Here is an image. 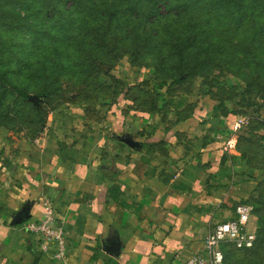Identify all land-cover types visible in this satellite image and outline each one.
I'll use <instances>...</instances> for the list:
<instances>
[{
  "label": "crops",
  "instance_id": "1",
  "mask_svg": "<svg viewBox=\"0 0 264 264\" xmlns=\"http://www.w3.org/2000/svg\"><path fill=\"white\" fill-rule=\"evenodd\" d=\"M170 100L166 113L135 112L122 100L100 122L72 106L36 140L0 138V264L208 258V235L252 193L233 144L240 117L215 114L207 98L193 106ZM46 203L66 233L64 260L27 229L44 217Z\"/></svg>",
  "mask_w": 264,
  "mask_h": 264
},
{
  "label": "rangeland",
  "instance_id": "2",
  "mask_svg": "<svg viewBox=\"0 0 264 264\" xmlns=\"http://www.w3.org/2000/svg\"><path fill=\"white\" fill-rule=\"evenodd\" d=\"M1 5L0 10H14L24 18L38 11L34 7L29 10L30 5L25 0L5 1ZM36 14L39 17V14ZM12 19L9 15L2 18L0 13V73L7 72L12 84L25 89L29 99L24 100L11 93L5 100V106L0 111L3 115L0 118V138L8 145L25 144L40 138L49 126H52L55 115L66 112L74 105L79 107L89 120L102 121L113 107L123 104L122 100L118 99L124 87V80H133L138 85L163 81L157 75L156 59L152 53L145 54L142 58L129 53L132 40L127 39L122 47L114 49V56H110L107 50L101 55L95 52L97 59L90 65L91 60L85 53L74 50L75 47L71 49L63 45L66 35L57 38V35L51 32L33 38L31 34L17 33L15 29L18 24H13L16 19ZM27 19L34 24L38 20L36 17ZM5 21L9 22L10 27L4 24ZM80 21L81 19H76L73 22L75 36L78 42L87 44L88 39L83 37V32L85 26H93V20ZM201 23L197 20L193 22L202 26ZM190 32L187 31L186 35H190ZM115 36L116 32L112 33L110 40ZM216 38L223 43L233 42L232 54L240 57L239 48L236 47L243 39L240 33H220ZM153 40L157 44L160 39ZM144 41L140 39V42ZM165 42L166 38H163L159 44ZM205 48L206 42L203 40L192 48L187 57V64L190 66L185 65L183 68L199 75L185 74L183 80L176 84L171 79L173 73L168 68V71L163 69V78L175 84L170 88L172 93L176 97L188 98L192 102L191 106L203 98L209 100L210 97L216 96L223 100L229 110L242 112L240 118H247L248 124L245 128L237 129L234 133L233 144L239 154L237 166L240 174L253 183L247 202L256 205L255 199L258 200L264 195V126L261 125L264 123V95L260 92L263 87L260 70L256 68L253 73H249L241 69L244 63L238 61L234 66L216 65L211 75H208L202 63L196 65L206 61L199 55ZM197 50H200L198 54ZM247 75L251 76L250 82L246 80ZM44 88H47L48 92L40 95ZM143 88H139L140 91L145 90ZM139 89H131L128 98L134 103L131 110L144 112L142 103L147 99L154 100L155 94L146 88L147 93L143 95L139 93ZM1 91L0 83V93ZM239 94H244L243 99L237 98ZM162 97V113H166L167 96ZM256 240L255 248L249 251H237L231 246L226 248L229 259L233 258L236 264H264V237L260 239L257 234Z\"/></svg>",
  "mask_w": 264,
  "mask_h": 264
},
{
  "label": "trees",
  "instance_id": "3",
  "mask_svg": "<svg viewBox=\"0 0 264 264\" xmlns=\"http://www.w3.org/2000/svg\"><path fill=\"white\" fill-rule=\"evenodd\" d=\"M10 2L11 0H0V8L2 2ZM18 1V0H14ZM29 10L31 7L38 10L33 15L28 14L27 18L36 17L37 23L28 22L27 18L21 17L20 14L8 10H0L1 17L8 15L13 24H18L15 31L22 34H31L33 38L41 37L44 34L54 32L57 38L60 35H66L64 46L78 52L85 53L88 57L90 65L96 61V53L99 55L106 53L114 56V49H119L127 40H132L129 53L136 55L137 58L144 57L145 54L152 53L156 59L155 68L157 75L163 81H155L156 84L138 85L133 80H124V87L119 97L120 100L130 101L131 89H139V93L152 91L154 100H145L142 105L147 112H161L164 109L162 106V95H166V110L173 105L172 100H177L176 106H182L186 103V97H176L173 91L170 90L175 84H171L163 78V69L173 73L171 79L174 83H180L185 74L199 75L184 70L187 64L189 51L196 47L200 42H206L205 50L199 54L206 61L198 62L196 65L205 66L208 75H211L213 68L217 65L234 66L238 61L243 62L242 70L249 73L258 68L262 77L263 87L261 91L264 95V0H25ZM39 14V17L37 14ZM15 18V19H14ZM76 19H81L80 22L93 20V26H85L83 37L88 39L87 44L78 42L73 22ZM197 20L202 22L195 25L193 22ZM165 22V23H164ZM164 23V24H163ZM5 25L9 22L5 21ZM177 24H182L178 25ZM10 27V25H9ZM11 29V28H10ZM186 31V32H185ZM187 31H191L190 35H186ZM116 32V36L110 40V35ZM206 32V36L205 35ZM236 32L241 34L243 39L237 43L240 57L234 56L232 46L233 42L226 41L223 43L216 37L220 33ZM140 34L142 37H140ZM160 39L155 44V40ZM163 38H166L165 43H160ZM200 38L202 40H200ZM144 39V42H140ZM127 47V46H125ZM156 49V50H154ZM199 49V48H197ZM200 50H197L198 54ZM225 59V60H224ZM30 67V65H26ZM188 70V69H187ZM166 72V71H165ZM164 72V73H165ZM250 77L247 75V81L250 82ZM48 81V80H47ZM0 83L2 91L0 93V111L5 106V100L11 93L18 95L24 100L29 99L28 92L25 89H20L12 84L7 72L0 73ZM47 84V82H46ZM134 86V87H132ZM132 87V88H131ZM44 92H48L47 88ZM160 94V95H159ZM244 94H239L237 98L243 99ZM156 98V99H155ZM215 103L213 112L224 116L239 117L242 112L229 110L222 99L216 96L210 97ZM117 100V101H118ZM234 101V97L232 98ZM241 101V100H240ZM133 103V102H132ZM134 104V103H133ZM252 104H248L250 106ZM75 106V105H74ZM147 106V108L145 107ZM193 106V105H192ZM130 107V106H129ZM128 107V108H129ZM191 107V106H190ZM191 110V109H190ZM144 111V112H145ZM0 113V118L2 117ZM250 125V124H249ZM264 126V123H261ZM245 128V127H244ZM264 184V182L262 183ZM256 205L251 202H246L254 208V217L257 218V234L258 237H264V195H261L258 200L255 199ZM256 234V239H257ZM257 240L254 244L255 248ZM233 247V245H228ZM224 246L225 259L228 264H236L233 258L228 257ZM235 249V248H234ZM237 250V251H249ZM230 260V261H229Z\"/></svg>",
  "mask_w": 264,
  "mask_h": 264
},
{
  "label": "built area",
  "instance_id": "4",
  "mask_svg": "<svg viewBox=\"0 0 264 264\" xmlns=\"http://www.w3.org/2000/svg\"><path fill=\"white\" fill-rule=\"evenodd\" d=\"M248 124L247 118L237 121V129ZM44 217L27 225L28 231L40 239L42 250L47 251L55 244V258L64 260L67 255L66 233L58 220L57 211L52 204L46 203ZM254 218V208L247 203H239L235 218L218 224L205 240L208 258L193 257L186 264H228L225 259L224 246L233 245L237 250L252 249L256 242V232L250 231Z\"/></svg>",
  "mask_w": 264,
  "mask_h": 264
}]
</instances>
